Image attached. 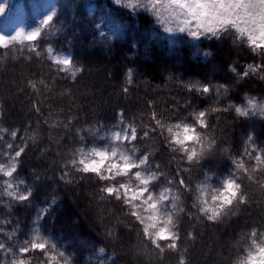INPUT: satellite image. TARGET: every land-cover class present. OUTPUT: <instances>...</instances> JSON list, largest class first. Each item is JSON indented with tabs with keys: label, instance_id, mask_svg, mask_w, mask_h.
<instances>
[{
	"label": "trees",
	"instance_id": "obj_1",
	"mask_svg": "<svg viewBox=\"0 0 264 264\" xmlns=\"http://www.w3.org/2000/svg\"><path fill=\"white\" fill-rule=\"evenodd\" d=\"M0 5L11 6L24 30L38 22L42 28L36 41L39 57L26 41L0 48V128L7 129L0 133V163L7 166L16 148L26 145L12 179L16 191H32L28 202L13 200L3 187L9 178L0 176V240L15 233L8 243H22L38 228L71 264H178L181 255L186 264H237L243 259L250 247L248 233L264 232V190L259 184L244 179L251 205L220 223L206 221L192 203L200 194L198 185L208 198L222 187L235 171L230 157L239 159L246 146L249 151L264 148V116L250 112L241 117L234 108L223 110L229 105L247 108L249 99L264 103V80L258 75L237 78L247 65L261 63L247 41L228 34L200 40L187 33L168 35L152 16L116 0H0ZM50 15L53 21L43 26ZM0 29L11 27L0 20ZM49 47L52 54L72 60L68 71L52 63ZM76 67L83 71L73 80L71 69ZM193 83L212 91H189ZM212 107L221 111L211 112ZM152 110L166 124L193 123V111L208 112L209 128L198 130L211 131L217 141L214 151L200 164L188 166L167 147L166 132L161 136L158 129L152 139H141V125L152 123ZM129 123L137 126L138 139L122 144L124 148L130 154L135 149V157L148 155L152 171L182 177L192 189L181 195L185 212L178 217L179 251L166 250L163 261L128 206L100 191L106 182L77 171L81 166L71 163L81 158V150L90 159L93 148H109L102 136ZM249 135L253 141L247 145ZM185 166L191 171L177 176ZM165 187L163 179L154 182L153 194ZM189 232L194 240L187 238ZM26 259L41 264L38 252Z\"/></svg>",
	"mask_w": 264,
	"mask_h": 264
},
{
	"label": "snow or ice",
	"instance_id": "obj_2",
	"mask_svg": "<svg viewBox=\"0 0 264 264\" xmlns=\"http://www.w3.org/2000/svg\"><path fill=\"white\" fill-rule=\"evenodd\" d=\"M116 3H121V0H116ZM130 7H143L145 9H154L160 22L167 23L168 21L176 22L178 31L187 34L195 39L201 38H215L220 39L223 35H232L237 39L247 41L250 49L261 57V63L249 64L247 68L237 74L240 80H246L252 75H258L260 80H264V0H135L134 3L128 5ZM163 9V11H161ZM4 9L0 7V13ZM53 21V16L50 15L42 21L43 26H49ZM167 31H172V28H167ZM42 28L38 27L34 31L27 34L24 32H17L14 36L5 37L0 35V48H7L9 44L16 42H28L29 51L34 52L37 57L40 52L36 48V41L41 37ZM52 63L60 66V71H68L72 66V60L68 58L52 57L53 49H47ZM208 55V53H205ZM83 69L76 67L71 69V77L73 80L81 73ZM231 71L236 72L235 68ZM129 82H131V72L128 74ZM40 83H44L41 81ZM31 87L35 89L36 85L33 83ZM224 91H227V86H221ZM188 90H196L204 94L212 91L208 86H200L198 83L188 85ZM128 91L127 88L124 89ZM35 107V106H34ZM234 108V111L241 117L249 116L250 112L259 113L264 116V103H257L252 99L248 100V107H235L229 105L223 109L228 111ZM39 111V108H36ZM221 111L218 107H212L211 112ZM209 115L206 111H193L191 113L193 123L182 122L175 125V131L171 125L166 127L165 123L160 118L159 114L152 110L150 112V121L152 123L142 124L143 140L152 139V134L157 133L162 136L163 131L166 130L172 139V142L182 148L187 155V165H196L198 157H203L206 154L205 141L199 135L195 125L200 129H208L209 124L206 117ZM121 124L124 122V114L121 113ZM7 132V129L0 128V133ZM11 136L15 138L17 131H12ZM3 139V136H0ZM83 139V137H81ZM115 141L109 148H93L91 153L92 159H89L81 150V158L79 165L83 173L93 174L99 181L106 182L100 191L106 194V197L114 198L121 201L129 208V215L134 218V221L142 226V235L147 237L154 249L158 250V258L163 261L165 250L161 242L168 245V251L177 248L174 243L178 239L173 235L170 225L173 224L174 211L182 208L180 205L181 195L184 192L192 191L191 187L181 177L179 179L168 178L159 171H152L149 164V156L141 155L132 159L127 151H118L122 144H128L138 139L137 126L129 123L126 128L113 133L112 138ZM213 139H215L213 137ZM253 141L251 135L248 136L246 142L250 145ZM194 144L199 146L197 149H189L187 145ZM8 149H12L13 145L8 144ZM26 145L17 147L14 156L10 157V162L7 166L0 163V176L9 178L5 184L7 195L13 200L21 203L30 201L32 191L26 189L23 192H18L15 189L18 187L14 180V174L17 171L18 160L24 152ZM215 147L211 144L207 145V155L214 151ZM247 157L249 162L245 161ZM231 163L235 171L231 176L222 181L223 190L215 198L214 203L219 202V207H206L205 211L211 212L210 221L214 222L219 217L223 209L232 205L234 200L247 192L243 180L247 179L249 185L259 184L260 188L264 190V148L252 147L248 150L245 147L244 153L239 159L230 157ZM75 166V159L72 160ZM185 166L177 172L180 176L181 171L189 173L191 167ZM159 169V165L156 166ZM145 171L151 174L146 175ZM68 173L65 172L64 176ZM241 177L238 179L237 177ZM64 177L62 176V179ZM163 179L167 187H165L159 194L154 195V182H159ZM197 190L204 192L205 189L197 186ZM105 197L102 196L101 199ZM249 196L240 204L241 207H248L251 205ZM201 203L207 204L206 200ZM168 205H171L169 209ZM7 240H0V264H31L30 259H26L30 252H38L41 257V262L44 260L56 261L58 257L64 259V264H71L63 251H57L56 244L52 243L49 238L41 235L39 229L33 231L30 239L23 241H16L14 244H9L8 241L14 239L15 233H8ZM109 237L112 233L108 232ZM189 235V233L187 234ZM193 240L195 236L191 233ZM258 236L261 239L258 242ZM250 241V247L246 250V255L239 260L237 264H264V232H257L253 229L246 237ZM51 253V255H49ZM54 253V254H53ZM11 256L9 260L7 257ZM182 256V255H181ZM178 264H184L182 259H179Z\"/></svg>",
	"mask_w": 264,
	"mask_h": 264
},
{
	"label": "clouds",
	"instance_id": "obj_3",
	"mask_svg": "<svg viewBox=\"0 0 264 264\" xmlns=\"http://www.w3.org/2000/svg\"><path fill=\"white\" fill-rule=\"evenodd\" d=\"M181 123H182V122H181ZM181 123H176V124H166V123H165V125H166V127H167L168 125H171V126L173 127V130L175 131V125H177V124H181ZM189 124H192V123H189ZM195 126H196V128H197V131H198L199 135H200V136L202 137V139L205 141V149H206V154H205V156H203V157H198V158H197L196 165H198V164H200L201 161H202L203 159H205L206 156H207V145H208V144H211L213 147H215L217 141H216V139H213V135H212L211 131H201V130H198V129H200L198 125H195ZM165 132L167 133V135H164ZM162 135H164V139H165L166 142H167V147L169 148V150L172 151V152L178 153L179 156H180V157H181L186 163H188L186 153L184 152V150H183L182 148H180L179 146H177L176 144H174V143L172 142V139H171V137L169 136V133H168L166 130H164ZM187 147H188L189 149L195 147V148L197 149V151L199 152V146H197V145L189 144V145H187ZM118 151H127V154L130 155V157H131L132 159L135 158V152H136L135 149H132V150H131V154H130V151H129V150H126V149L124 148L123 145H120L119 148H118ZM92 158H93V157H91V155H90V159H92ZM79 160H80V159H79ZM79 160H78V161L75 160V165H79ZM71 163H72V161H71ZM76 170L79 171V172H82L81 167H79V166L76 167ZM145 174H146V175H149V174H151V173L145 171ZM237 178L240 179L241 177L238 176ZM222 190H223V185H222L221 188L216 189V190L213 192V194L211 195L210 198L206 197V195H205L203 192H200L199 195L194 196V201H193V203H192V208L196 210V212L199 214V216L203 217L206 221H210L211 212H207V211H205V208H206V207H219V202L214 203V198H215L220 192H222ZM247 197H248V193H247V192H244L242 196L238 197L237 200H234V201H233V203H232L231 206H229V207L223 209V211H222L221 214H220V217H219L216 221H214V222L210 221V222H212V223H214V224H215V223H220V222H222L225 218H228L229 216H236L237 213L240 211V204H241V202H242L243 200H245ZM202 200H206V201H207V204H203V203H201ZM183 212H185V209L182 207V208H180L179 210L174 211V212L172 213V215H173V221H174V222H173V224L170 225L169 227L171 228V231H172L173 235H175V236L178 237V239H177L176 241H174V243L177 244V248H176V249H173L172 252H177V251H179L178 241L180 240V233H179V230H178V228H179V220H178V217H179L180 214L183 213ZM144 238H145L147 241H149L147 237H144ZM187 238H188L189 240H193L192 235H191V232H189V235H188ZM163 248H164L165 251L168 250V245L166 244L165 246H163ZM184 251H187V249H184ZM49 255H51V253H49ZM180 259H182L183 262H184V264H186V259H185L184 256H181ZM25 264H28V261H27V260L25 261ZM31 264H32V262H31ZM41 264H64V259H57L56 261H51V262L48 261V260H44V261L41 262Z\"/></svg>",
	"mask_w": 264,
	"mask_h": 264
},
{
	"label": "rangeland",
	"instance_id": "obj_4",
	"mask_svg": "<svg viewBox=\"0 0 264 264\" xmlns=\"http://www.w3.org/2000/svg\"><path fill=\"white\" fill-rule=\"evenodd\" d=\"M134 2H135V0H122L120 4L129 8V9L135 10L137 12L138 11L146 12L147 14H149L150 16H152L156 20V22H157L156 24L160 27V29L163 32H165L168 35H174L177 33H181L178 31L176 22H173V21H168L167 23L160 22L158 17L156 15H154V11H155L154 9H151V8L145 9L143 7L133 8V7L128 6ZM0 7H2L4 9L3 13H0L1 22L3 23V25L8 27V29H9V27H11L10 30H6V31L0 29V35H3L5 37H11V36H14L17 32H24L25 34H27L31 31H34L38 27L41 28L40 23L38 22L36 24V26H33L32 28L24 30V27L21 25V23L19 21V17L18 16H15V17L12 16V14L10 12V8H11L10 5H7V6L6 5H0ZM161 11H163V9H161ZM169 27L172 28V31L166 30ZM184 33H187V32H184ZM52 57L68 58V56H66L64 54H52ZM112 135H113L112 131L107 132V134L103 135L102 138L105 139L107 141V143L114 144L115 141H113L111 139ZM102 148L107 149L108 146H103Z\"/></svg>",
	"mask_w": 264,
	"mask_h": 264
}]
</instances>
